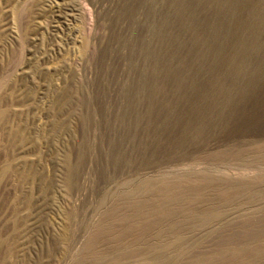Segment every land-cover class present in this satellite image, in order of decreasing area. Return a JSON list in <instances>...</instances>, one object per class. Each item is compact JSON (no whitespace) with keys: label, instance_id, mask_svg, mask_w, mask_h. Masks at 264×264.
<instances>
[{"label":"rangeland","instance_id":"rangeland-1","mask_svg":"<svg viewBox=\"0 0 264 264\" xmlns=\"http://www.w3.org/2000/svg\"><path fill=\"white\" fill-rule=\"evenodd\" d=\"M0 264H264V0H0Z\"/></svg>","mask_w":264,"mask_h":264}]
</instances>
